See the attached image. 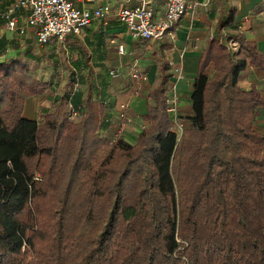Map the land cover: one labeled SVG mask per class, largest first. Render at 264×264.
Masks as SVG:
<instances>
[{"label": "trees", "instance_id": "16d2710c", "mask_svg": "<svg viewBox=\"0 0 264 264\" xmlns=\"http://www.w3.org/2000/svg\"><path fill=\"white\" fill-rule=\"evenodd\" d=\"M5 36L0 50L24 51L0 61V264H264V102L239 86L247 66L264 73L254 43L207 42L185 118L167 109L162 61L129 142L115 135L101 33L50 41L42 55ZM43 92L50 106L23 118Z\"/></svg>", "mask_w": 264, "mask_h": 264}, {"label": "crops", "instance_id": "0c3cea01", "mask_svg": "<svg viewBox=\"0 0 264 264\" xmlns=\"http://www.w3.org/2000/svg\"><path fill=\"white\" fill-rule=\"evenodd\" d=\"M151 1L155 12L162 15L165 1ZM121 3L129 8L137 5V2L133 0H99L98 4L110 7V15L104 19L93 21L90 26L84 29L81 36L76 37L84 42L86 37L92 40L93 36L101 33L107 50L104 62L106 67L110 71L118 70L121 73L119 81L126 80L128 82L127 87L117 86L113 95L115 96L114 107L116 110L119 104L126 105L127 122L122 125L121 131L125 132L127 129L129 136L136 133L130 142L136 140L137 135L145 126V123L139 118L145 115L147 108V101L143 97V93L157 85L162 61L168 66L167 98L175 96L177 99L172 115L177 118H185L192 113L188 99L192 90L191 85L198 72L202 50L210 39L228 33H241L245 41L254 43L257 50L264 55V0H238V3H234L233 0H188L185 15L175 25L173 39H165L161 43L146 42L130 37L124 26L113 17V13ZM91 8H95V5H92ZM232 9H234L232 24L219 30L220 21ZM1 28L2 25H0V37L2 36ZM5 35L7 39L11 36ZM28 36L34 42L32 34ZM111 39L124 44V55L119 56L116 53L115 46L109 43ZM129 60L139 63L140 72H137L139 77L136 80L128 81L129 68L127 65L130 64ZM174 70H178L182 77L177 78L174 75ZM114 83L117 85L116 81ZM239 86L246 90L255 87L264 102V73L259 69L247 66L239 75ZM47 96L48 93L43 92L27 98L23 105L22 117L27 120H36L40 108L50 106ZM254 129L264 136V108L257 114Z\"/></svg>", "mask_w": 264, "mask_h": 264}, {"label": "built area", "instance_id": "2783aa9c", "mask_svg": "<svg viewBox=\"0 0 264 264\" xmlns=\"http://www.w3.org/2000/svg\"><path fill=\"white\" fill-rule=\"evenodd\" d=\"M133 1L137 2L134 7H125L121 3L113 13V17L124 26L130 37L154 43L173 39L175 25L185 15L188 0H164L162 15L155 12L151 0ZM233 2L238 3V0ZM98 3L99 0H10L0 11V19L3 21L1 33H12L18 37L32 34L36 48L40 49L50 41L61 42L71 35L81 36L93 21L108 17L110 7ZM92 5L95 8H91ZM109 43L115 46L119 56L124 55L122 42L111 39ZM109 75L112 79L120 77L116 69L111 70ZM174 75L182 77L178 70H174ZM131 77L138 79L139 75L134 73ZM176 100L175 96L167 98L170 113L174 112ZM117 112L122 127L126 120V105L119 104ZM176 127L179 134L182 126L176 124Z\"/></svg>", "mask_w": 264, "mask_h": 264}, {"label": "rangeland", "instance_id": "374dc122", "mask_svg": "<svg viewBox=\"0 0 264 264\" xmlns=\"http://www.w3.org/2000/svg\"><path fill=\"white\" fill-rule=\"evenodd\" d=\"M6 34H8V35H11L10 36V40H14V39H20L19 40V42H20V44H23L24 45V47L25 46H27V44L26 43H28V42H32V40L30 39V36H27V37H25V36H23V37H18V36H16V35H12V33H6ZM12 41H10V42H12ZM18 40H14V42H17ZM26 44V45H25ZM230 48L233 50V51H235V50H238V47H237V45L236 44H231L230 45ZM20 51H24L23 49L22 50H20ZM20 51H17V50H11V46L6 50V51H2V50H0V61H2V62H4V61H7L9 58H11V57H13V56H15L18 52H20ZM35 51L37 52V53H39V54H41L42 55V53H43V51L42 50H39V49H37V48H35ZM129 62H130V64L129 65H127L128 66V68H129V71L127 72L128 74H129V77H128V81H130V80H136V79H134V78H131V74H137V72L139 71L140 72V67L138 66L139 65V63H137V62H135V61H133V60H129ZM119 74H120V77L119 78H117V79H114V81H116L117 82V86L118 87H127L129 84H128V82L126 81V80H124V81H119L120 80V78H121V73L119 72ZM122 122V121H121ZM121 122L119 123V122H116V127H115V135H117V136H119V137H121V138H123L124 140H126V141H129L130 142V140H132V139H134V137H135V135H136V133H134V134H131V136H129L128 134H129V131L126 129V131L125 132H120L119 131V129H120V127H121ZM125 122H127V120H125L124 121V123H122V124H125ZM119 125H120V127H119ZM122 128V127H121ZM132 136H133V138H132Z\"/></svg>", "mask_w": 264, "mask_h": 264}]
</instances>
